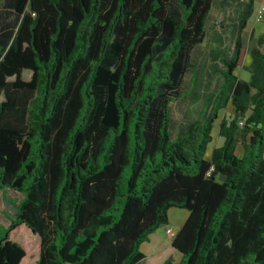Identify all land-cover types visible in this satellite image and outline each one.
I'll return each instance as SVG.
<instances>
[{
	"label": "trees",
	"instance_id": "trees-1",
	"mask_svg": "<svg viewBox=\"0 0 264 264\" xmlns=\"http://www.w3.org/2000/svg\"><path fill=\"white\" fill-rule=\"evenodd\" d=\"M254 4L217 93L173 139L214 0H0V190L17 201L0 264L26 258L11 239L23 225L36 264H264V33L249 80L237 74ZM174 207L186 223L145 256Z\"/></svg>",
	"mask_w": 264,
	"mask_h": 264
},
{
	"label": "rangeland",
	"instance_id": "rangeland-1",
	"mask_svg": "<svg viewBox=\"0 0 264 264\" xmlns=\"http://www.w3.org/2000/svg\"><path fill=\"white\" fill-rule=\"evenodd\" d=\"M250 0H214L213 9L207 23L205 41L191 52L193 69L186 74L181 85V97L171 103V135L177 138V133L183 131L191 122L200 118L205 106L212 95H215L222 82L220 71L225 69L219 59L223 52L232 55L235 49L240 15ZM260 1L254 4V12L243 35V50L237 74L240 79L249 80L248 67L251 62V50L260 45V36L264 33L263 19H259ZM196 72V76L194 73ZM195 80V81H193ZM233 107L230 105L223 110L213 131L214 142L208 148L207 157L210 158L214 147L222 146L224 138L219 135L222 119L231 121ZM243 148H238V154ZM17 201L4 190H0V227L4 232L14 219ZM167 227V226H163ZM165 229V228H164ZM165 231V230H164ZM12 240L18 241L27 251L22 264H36L40 253V238L34 235L25 225L19 227L11 235Z\"/></svg>",
	"mask_w": 264,
	"mask_h": 264
},
{
	"label": "crops",
	"instance_id": "crops-1",
	"mask_svg": "<svg viewBox=\"0 0 264 264\" xmlns=\"http://www.w3.org/2000/svg\"><path fill=\"white\" fill-rule=\"evenodd\" d=\"M256 1H260L262 3L259 8L260 10L264 8V0H255V2ZM189 215L190 213L186 209L176 207L171 208L168 212L169 226L164 227L165 229L161 227L156 230L150 236L149 240L142 244V253L147 257H156L166 251L172 245L175 235L186 223ZM170 228L174 231L173 234L168 233V229Z\"/></svg>",
	"mask_w": 264,
	"mask_h": 264
},
{
	"label": "built area",
	"instance_id": "built-area-1",
	"mask_svg": "<svg viewBox=\"0 0 264 264\" xmlns=\"http://www.w3.org/2000/svg\"><path fill=\"white\" fill-rule=\"evenodd\" d=\"M258 17H259L260 20L264 18V8H262L261 10H259ZM168 233L169 234H173L174 231L170 228V229H168Z\"/></svg>",
	"mask_w": 264,
	"mask_h": 264
}]
</instances>
